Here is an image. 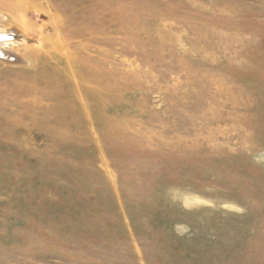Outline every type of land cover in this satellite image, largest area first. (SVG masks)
Here are the masks:
<instances>
[{"label": "rangeland", "instance_id": "374dc122", "mask_svg": "<svg viewBox=\"0 0 264 264\" xmlns=\"http://www.w3.org/2000/svg\"><path fill=\"white\" fill-rule=\"evenodd\" d=\"M3 35L0 264H264V0H0Z\"/></svg>", "mask_w": 264, "mask_h": 264}, {"label": "clouds", "instance_id": "9594fccd", "mask_svg": "<svg viewBox=\"0 0 264 264\" xmlns=\"http://www.w3.org/2000/svg\"><path fill=\"white\" fill-rule=\"evenodd\" d=\"M255 159H256V162H257V163L264 162V161H261V159L259 158V156L255 157Z\"/></svg>", "mask_w": 264, "mask_h": 264}, {"label": "bare ground", "instance_id": "6f19581e", "mask_svg": "<svg viewBox=\"0 0 264 264\" xmlns=\"http://www.w3.org/2000/svg\"><path fill=\"white\" fill-rule=\"evenodd\" d=\"M5 35V34H4ZM3 35V37H0V41H3V40H6L5 38V36ZM0 53H1V51H0Z\"/></svg>", "mask_w": 264, "mask_h": 264}, {"label": "water", "instance_id": "95a60500", "mask_svg": "<svg viewBox=\"0 0 264 264\" xmlns=\"http://www.w3.org/2000/svg\"><path fill=\"white\" fill-rule=\"evenodd\" d=\"M3 57V56H0V58Z\"/></svg>", "mask_w": 264, "mask_h": 264}]
</instances>
